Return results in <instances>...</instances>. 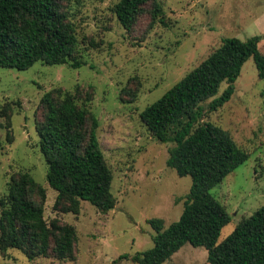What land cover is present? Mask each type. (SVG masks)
<instances>
[{
  "label": "rangeland",
  "instance_id": "rangeland-1",
  "mask_svg": "<svg viewBox=\"0 0 264 264\" xmlns=\"http://www.w3.org/2000/svg\"><path fill=\"white\" fill-rule=\"evenodd\" d=\"M119 0H58L76 38L78 69L37 62L25 71L0 68V197L8 183L27 172L46 191L44 219H59L76 230V260L36 258L29 261L11 249L0 264H136L119 260L153 246L150 219L164 228L177 221L191 187L189 176L179 177L166 166L173 144L157 142L140 119L187 73L200 65L224 38L242 41L264 33V0H157L166 26L152 25L151 5L131 30H125L111 8ZM264 54V39L258 45ZM132 80L135 100L122 103L120 92ZM77 103L98 121L97 137L112 174L115 206L102 213L87 201L78 214L53 210L56 191L47 183V166L35 131V115L42 96L50 91L75 93ZM230 100L216 111L212 99L201 104L199 124L226 131L248 160L216 185L211 194L225 207L231 221L218 243L234 227L264 205V80L253 59L242 66ZM91 88V89H90ZM223 83L218 95L222 94ZM86 92H92L84 103ZM163 264H208L204 247L185 243Z\"/></svg>",
  "mask_w": 264,
  "mask_h": 264
},
{
  "label": "trees",
  "instance_id": "trees-1",
  "mask_svg": "<svg viewBox=\"0 0 264 264\" xmlns=\"http://www.w3.org/2000/svg\"><path fill=\"white\" fill-rule=\"evenodd\" d=\"M147 5L152 7L148 12L152 25L166 26L157 0H119L111 11L129 31L145 14ZM263 39L264 33L244 41L222 39L200 65L141 112L140 119L154 139L173 144L166 166L179 177L189 176L191 187L177 221L167 228L162 219L148 221L154 231L152 248L132 257L121 255L119 260L163 264L189 243L206 249L208 264H264V205L218 243L231 217L211 190L245 163L249 154L220 127L199 124L201 104L212 99L209 110L216 111L227 103L247 60L253 59L258 78L264 80V54L258 48ZM77 45L75 30L58 0H0V68L25 71L41 62L78 69L83 63L77 57ZM132 82L120 92L122 103L130 104L136 98L138 88ZM223 83L226 88L217 96ZM79 94L78 87L75 93L47 92L35 115V131L47 166L46 180L56 191L53 210L76 215L80 202L87 201L107 213L115 206L112 174L100 149L98 121L77 103ZM92 95L86 92L84 103L90 102ZM45 200V189L29 173L20 172L10 179L7 193L0 197L3 258L16 249L29 261L76 260L75 228L59 219L46 222Z\"/></svg>",
  "mask_w": 264,
  "mask_h": 264
}]
</instances>
